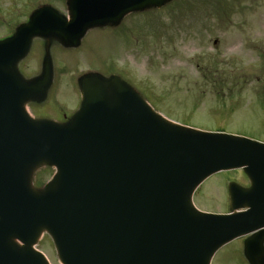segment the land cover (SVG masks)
Here are the masks:
<instances>
[{"label":"water","instance_id":"1","mask_svg":"<svg viewBox=\"0 0 264 264\" xmlns=\"http://www.w3.org/2000/svg\"><path fill=\"white\" fill-rule=\"evenodd\" d=\"M166 1L67 0L69 22L41 6L0 39V264H48L34 248L44 231L62 264H209L249 234L244 256L261 264L264 143L170 122L116 78L83 76L80 110L65 124L34 121L23 109L50 74L48 56L40 77L17 74L33 37L75 46L91 27ZM41 164L56 172L37 191L31 174ZM238 168L250 185L229 183V213L194 207L206 178Z\"/></svg>","mask_w":264,"mask_h":264},{"label":"rangeland","instance_id":"2","mask_svg":"<svg viewBox=\"0 0 264 264\" xmlns=\"http://www.w3.org/2000/svg\"><path fill=\"white\" fill-rule=\"evenodd\" d=\"M43 4L66 13L67 0H0V38ZM120 25L115 36L103 37L94 29L76 49H60L57 40L51 41L56 81L61 82L59 106L69 110L75 103L72 92L63 88L71 76L88 66L105 67L113 58L117 66L112 70H123L152 108L169 120L264 142V0H167L160 8L126 15ZM39 45L34 41L20 63L31 74L38 69ZM53 171L46 165L35 168L33 186L40 189ZM231 181L248 185L241 170L216 173L194 192L195 207L227 212ZM242 241L223 246L211 264H247ZM36 248L50 264H61L46 233Z\"/></svg>","mask_w":264,"mask_h":264},{"label":"flooded vegetation","instance_id":"3","mask_svg":"<svg viewBox=\"0 0 264 264\" xmlns=\"http://www.w3.org/2000/svg\"><path fill=\"white\" fill-rule=\"evenodd\" d=\"M120 28H121L120 24L117 27L114 26V27H106V28H93L86 33V36L91 31H93L94 29H100L101 31L100 32L97 31V32L100 33L101 36L105 37V34H103V33H109V35L113 34V33L116 34L115 32L118 31V29L120 30ZM94 32H96V31H94ZM113 35H111V36H113ZM35 41H38L40 43L39 48H41L42 43H43L42 40L37 39ZM71 49H73V48H71ZM31 50H30V52H31ZM116 60L117 59L112 58V61H110V63L108 65H104L105 67H102L103 65L88 66V69L97 68L99 71L103 72L104 74L118 75L121 77L123 76L125 79L129 80L126 76V73H124L123 70L120 71L117 68L115 70H112L113 66H114V68L117 66ZM112 62H114V65ZM20 72L25 77L39 76L42 72L41 56H40V63L38 64V69L36 72L31 74L25 68L24 69L21 68V66H20ZM56 77H57V72H56V68L54 67V68H52V75H51L50 81L47 83V86L45 88L44 93L42 92V95H40V97H33L32 100L27 102V104H26L27 110L32 117H34V118H47V119H51V120H55V121H63V120L67 119L69 112L76 110L75 108H77L78 103L80 102V99H81L80 85H79L77 76L74 75V78L71 76L70 79L68 80V82H66L64 84L65 87H63L66 89L65 90L66 92H69L68 90H70L72 92V96L75 99V103L72 104V107H70L69 110L64 106H61V105L59 106L58 105L59 102L57 104L56 93H57V88H61L59 86V84H61V82L58 83L56 81V79H57ZM129 82H131V80H129ZM67 86H68V88H67Z\"/></svg>","mask_w":264,"mask_h":264}]
</instances>
